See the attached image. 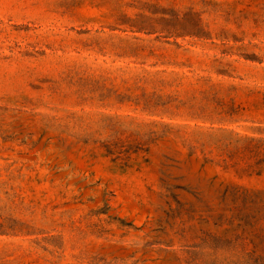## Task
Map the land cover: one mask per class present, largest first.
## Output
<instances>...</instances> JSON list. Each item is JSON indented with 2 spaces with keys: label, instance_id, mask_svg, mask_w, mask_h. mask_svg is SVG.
<instances>
[{
  "label": "rangeland",
  "instance_id": "374dc122",
  "mask_svg": "<svg viewBox=\"0 0 264 264\" xmlns=\"http://www.w3.org/2000/svg\"><path fill=\"white\" fill-rule=\"evenodd\" d=\"M0 264H264V0H0Z\"/></svg>",
  "mask_w": 264,
  "mask_h": 264
}]
</instances>
